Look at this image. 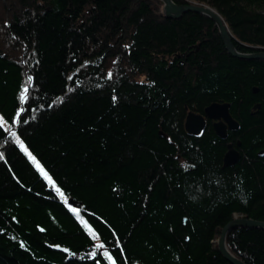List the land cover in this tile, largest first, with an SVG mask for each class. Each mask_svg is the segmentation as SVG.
<instances>
[{
    "label": "trees",
    "instance_id": "16d2710c",
    "mask_svg": "<svg viewBox=\"0 0 264 264\" xmlns=\"http://www.w3.org/2000/svg\"><path fill=\"white\" fill-rule=\"evenodd\" d=\"M174 1L210 6L239 51H264V0ZM162 6L0 0V264H232L224 226L264 221V60L232 56L207 16ZM215 102L239 129L187 132V114ZM227 244L264 264V230Z\"/></svg>",
    "mask_w": 264,
    "mask_h": 264
},
{
    "label": "water",
    "instance_id": "95a60500",
    "mask_svg": "<svg viewBox=\"0 0 264 264\" xmlns=\"http://www.w3.org/2000/svg\"><path fill=\"white\" fill-rule=\"evenodd\" d=\"M159 1H161L163 4L162 13L166 18L179 19L182 17L183 14L187 12H194L207 16L208 18L213 20L215 23V29L219 30L223 43L232 56L241 59L264 60V51L249 53L239 51L234 44L230 31L227 25L225 24L221 14H219L215 9L211 8L210 6L200 4H177L174 0ZM26 89L27 92L23 93L24 96L28 94L30 87ZM207 119L213 121V128L217 135L222 139H227L228 130L239 129V123L233 118L230 113V104L215 102L205 109L204 114L196 113L193 111H190L187 114L185 121V127L187 132L194 135H199L206 128ZM260 156H264L263 151L260 152ZM240 158V153L233 147L232 144H228V150L224 157L225 165H234L239 162ZM239 227L256 228L264 230V221L246 218L243 216H237L224 226L221 232V236L217 240V244L220 253L232 264H245L241 259H239L230 251L227 244V238L229 233ZM57 250L63 251L67 254H71V252L67 249L59 248ZM72 256H74V253H72Z\"/></svg>",
    "mask_w": 264,
    "mask_h": 264
},
{
    "label": "snow or ice",
    "instance_id": "6c2138e0",
    "mask_svg": "<svg viewBox=\"0 0 264 264\" xmlns=\"http://www.w3.org/2000/svg\"><path fill=\"white\" fill-rule=\"evenodd\" d=\"M24 92L26 93L27 92V89L25 88L24 89ZM21 99H26V96H24L23 94L21 95ZM115 99V98H114ZM20 111H23V109H21ZM21 147H24L23 143H21ZM26 152L28 151L27 148L24 149ZM29 157L33 160V162H36V158L35 156H33L30 152L28 153ZM37 167H40L39 163H37ZM40 170L41 172L44 173L45 177L47 179H49L51 181V177L48 175L47 172H44V169L42 167H40ZM57 191H60L59 188H57ZM75 211V209H73ZM99 247H103V245H99ZM106 256H108V259L112 261V264H116V261L113 260V258L108 254V253H105Z\"/></svg>",
    "mask_w": 264,
    "mask_h": 264
},
{
    "label": "flooded vegetation",
    "instance_id": "af4514ba",
    "mask_svg": "<svg viewBox=\"0 0 264 264\" xmlns=\"http://www.w3.org/2000/svg\"><path fill=\"white\" fill-rule=\"evenodd\" d=\"M212 123H213V121H212Z\"/></svg>",
    "mask_w": 264,
    "mask_h": 264
}]
</instances>
